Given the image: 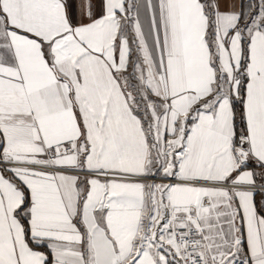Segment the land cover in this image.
<instances>
[{"label":"snow or ice","instance_id":"snow-or-ice-1","mask_svg":"<svg viewBox=\"0 0 264 264\" xmlns=\"http://www.w3.org/2000/svg\"><path fill=\"white\" fill-rule=\"evenodd\" d=\"M0 264H264V0H0Z\"/></svg>","mask_w":264,"mask_h":264}]
</instances>
